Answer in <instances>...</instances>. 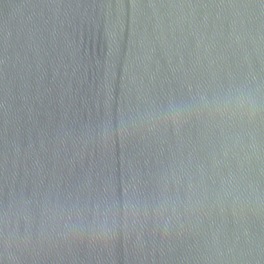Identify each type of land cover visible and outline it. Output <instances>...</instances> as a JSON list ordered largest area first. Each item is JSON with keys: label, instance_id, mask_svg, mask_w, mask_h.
Segmentation results:
<instances>
[{"label": "water", "instance_id": "1", "mask_svg": "<svg viewBox=\"0 0 264 264\" xmlns=\"http://www.w3.org/2000/svg\"><path fill=\"white\" fill-rule=\"evenodd\" d=\"M0 264H264V0H0Z\"/></svg>", "mask_w": 264, "mask_h": 264}]
</instances>
